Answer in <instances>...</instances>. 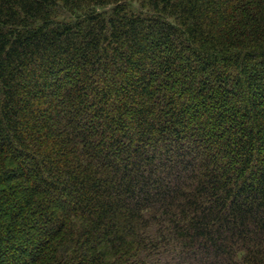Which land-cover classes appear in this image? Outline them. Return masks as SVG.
I'll list each match as a JSON object with an SVG mask.
<instances>
[{
  "label": "trees",
  "instance_id": "16d2710c",
  "mask_svg": "<svg viewBox=\"0 0 264 264\" xmlns=\"http://www.w3.org/2000/svg\"><path fill=\"white\" fill-rule=\"evenodd\" d=\"M0 264H264V0H0Z\"/></svg>",
  "mask_w": 264,
  "mask_h": 264
}]
</instances>
